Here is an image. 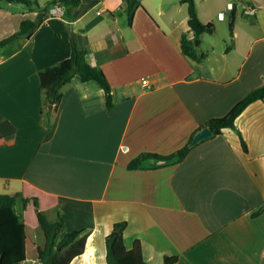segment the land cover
<instances>
[{
  "label": "crops",
  "instance_id": "crops-1",
  "mask_svg": "<svg viewBox=\"0 0 264 264\" xmlns=\"http://www.w3.org/2000/svg\"><path fill=\"white\" fill-rule=\"evenodd\" d=\"M50 1L39 0L41 8ZM233 1L195 0L204 24L237 20L239 7L240 19H251L242 32L233 22L234 40L202 39L200 63L180 48L183 34L194 37L181 29H189L182 0H141L132 27L125 0H82L62 18L45 13L30 39L0 50V194L34 198L53 219L60 215V238L83 231L85 251L71 264H108L106 237L120 222L128 224L126 248L140 241L146 264L166 256L176 264H264V211L254 216L264 207V101L244 111L237 130L200 142L179 163L151 158L129 168L142 154L176 153L264 85V0ZM3 3L0 41L39 13ZM72 36L106 74L112 113L96 82L75 77L58 105L41 88V72L70 58ZM37 211L33 200L16 206L30 226Z\"/></svg>",
  "mask_w": 264,
  "mask_h": 264
},
{
  "label": "trees",
  "instance_id": "trees-1",
  "mask_svg": "<svg viewBox=\"0 0 264 264\" xmlns=\"http://www.w3.org/2000/svg\"><path fill=\"white\" fill-rule=\"evenodd\" d=\"M127 3L126 15L129 27H132L136 12L143 8L141 0H125ZM7 4H20L30 11L37 10L38 17L35 21L24 20L19 30L11 36L0 41V50L11 42L19 39H30L40 27L45 13L49 8L61 5L65 8V15L71 14L81 4L82 0H51L47 7L41 8L39 0H0ZM187 7L188 27L194 34L191 39L183 34L180 42L182 53L195 62H202L206 55L199 53L204 34L213 35L215 25L204 24L197 11L195 0H182ZM234 19L230 23L231 40H234ZM72 52L70 58L58 65L41 72V88L52 105H58L62 99V89L70 85L75 77H79L83 83L96 82L101 86L105 94L106 108L109 113L114 110L113 90L104 71L91 63L90 53L86 49L77 47L74 36L71 39ZM258 101H264V85L237 103L224 117L209 120L204 128H209L214 136L222 134L226 129L237 130L236 120ZM242 147L248 151L246 142L239 132ZM193 137L185 147L169 156L158 154H142L132 164L130 169H137L147 159H158L167 162L179 163L183 161L191 151L190 146ZM34 201L37 208V223L35 226L26 224L16 212L18 203L26 206L29 201ZM26 199L22 194H0V264H24L28 261H37L41 264H71V262L83 255L87 236H82L83 231L68 233L59 237L63 228V219L58 215L54 219L48 217V213L40 210L37 200ZM264 211V207L254 216ZM127 222L116 223L111 234L106 237V261L108 264H146L140 241H135L132 249L128 250L124 244V232ZM178 257L166 256L161 264H176Z\"/></svg>",
  "mask_w": 264,
  "mask_h": 264
},
{
  "label": "rangeland",
  "instance_id": "rangeland-1",
  "mask_svg": "<svg viewBox=\"0 0 264 264\" xmlns=\"http://www.w3.org/2000/svg\"><path fill=\"white\" fill-rule=\"evenodd\" d=\"M228 1H230V0H228ZM232 1V0H231ZM238 2H239V0H234L232 3H235L236 5H238ZM243 2L244 3H246L247 1L246 0H243ZM5 6H7L6 4L7 3H3ZM15 7V9H13L14 11H17L18 9L20 10V11H25V10H27V8L25 7V6H23V5H14ZM230 8V6L228 5V7H227V10ZM242 13V10H241V8L239 7L238 8V13H237V16H236V18H237V20H234V23H235V30H237V31H240V32H242V30H245V29H248V27L250 26V24L249 23H247V22H250V20L251 19H249V18H247V17H244L245 18V20L244 21H242L240 18V14ZM223 20L222 21H219V20H215V22L213 23L214 25H215V28H216V30H215V32H214V34L213 35H209V34H204L202 37V39L203 40H215V41H217L219 44H221L222 42H223V40H231V35H230V26H229V24H230V21H231V19H230V16L228 15V16H223ZM248 20V21H247ZM251 23V22H250ZM181 29H183V31H186V32H189L188 33V35L190 36V37H193L194 36V34L191 32V31H189V29L187 28V27H183V28H181ZM234 38H235V36H233ZM22 205H20L19 207H18V210L20 211V212H22L23 213V210H22ZM32 211V215H33V217L35 218L36 217V214H35V208L32 206L31 208H30ZM35 209V210H34ZM48 217L50 218V219H53V217H54V214L52 213V212H50V213H48ZM63 233H64V231H63ZM26 264H34V263H32V262H27Z\"/></svg>",
  "mask_w": 264,
  "mask_h": 264
},
{
  "label": "built area",
  "instance_id": "built-area-1",
  "mask_svg": "<svg viewBox=\"0 0 264 264\" xmlns=\"http://www.w3.org/2000/svg\"><path fill=\"white\" fill-rule=\"evenodd\" d=\"M234 8V6L230 5V9L232 10ZM65 8L61 5H56L54 6L52 9H50L49 11V16L50 17H53V18H62L65 16ZM245 15L250 17V18H253L255 17L256 15V11L254 10V8H251V7H247L245 9ZM143 84L147 85V81H143Z\"/></svg>",
  "mask_w": 264,
  "mask_h": 264
},
{
  "label": "water",
  "instance_id": "water-1",
  "mask_svg": "<svg viewBox=\"0 0 264 264\" xmlns=\"http://www.w3.org/2000/svg\"><path fill=\"white\" fill-rule=\"evenodd\" d=\"M213 136L212 131L209 128L200 130L192 139L191 147L198 145L200 142L207 140Z\"/></svg>",
  "mask_w": 264,
  "mask_h": 264
}]
</instances>
